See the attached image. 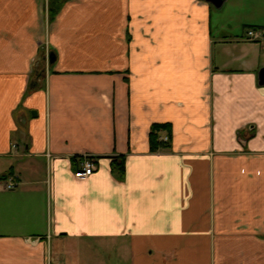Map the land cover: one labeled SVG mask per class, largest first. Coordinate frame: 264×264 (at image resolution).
<instances>
[{
    "label": "crops",
    "instance_id": "0c3cea01",
    "mask_svg": "<svg viewBox=\"0 0 264 264\" xmlns=\"http://www.w3.org/2000/svg\"><path fill=\"white\" fill-rule=\"evenodd\" d=\"M249 26L264 0H64L54 17L0 0V264H264ZM154 122L169 146L150 149ZM85 154L98 168L78 178ZM96 240L111 255H83Z\"/></svg>",
    "mask_w": 264,
    "mask_h": 264
},
{
    "label": "trees",
    "instance_id": "16d2710c",
    "mask_svg": "<svg viewBox=\"0 0 264 264\" xmlns=\"http://www.w3.org/2000/svg\"><path fill=\"white\" fill-rule=\"evenodd\" d=\"M62 1L64 0H50V14L52 17L57 13ZM34 75L41 80L45 77V69L40 67L39 63L38 66L34 69ZM163 131H166V135L168 139L164 140L161 138L163 135ZM171 138V124L168 122H154L151 125V129L149 132V139H150V149L157 150L160 147H166L170 144ZM117 167L121 173L124 172V162L123 159L117 163Z\"/></svg>",
    "mask_w": 264,
    "mask_h": 264
},
{
    "label": "built area",
    "instance_id": "2783aa9c",
    "mask_svg": "<svg viewBox=\"0 0 264 264\" xmlns=\"http://www.w3.org/2000/svg\"><path fill=\"white\" fill-rule=\"evenodd\" d=\"M245 38L252 41H258L264 46V28L249 26L246 29ZM161 138L164 140L168 139L166 134L162 135ZM98 168L97 160L94 156L90 154H85L80 161L79 167L75 170L74 174L78 178H86L90 174H92ZM17 185V181L13 178H10L6 187L12 188Z\"/></svg>",
    "mask_w": 264,
    "mask_h": 264
},
{
    "label": "rangeland",
    "instance_id": "374dc122",
    "mask_svg": "<svg viewBox=\"0 0 264 264\" xmlns=\"http://www.w3.org/2000/svg\"><path fill=\"white\" fill-rule=\"evenodd\" d=\"M84 247L83 255H92L98 257H108L112 253V247L107 246L105 241H88Z\"/></svg>",
    "mask_w": 264,
    "mask_h": 264
},
{
    "label": "water",
    "instance_id": "95a60500",
    "mask_svg": "<svg viewBox=\"0 0 264 264\" xmlns=\"http://www.w3.org/2000/svg\"><path fill=\"white\" fill-rule=\"evenodd\" d=\"M210 1L212 4H214L215 6H220L224 0H208ZM54 59V57L52 56V54L50 55V60L52 61ZM259 81L260 83H264V66H262L259 70Z\"/></svg>",
    "mask_w": 264,
    "mask_h": 264
}]
</instances>
